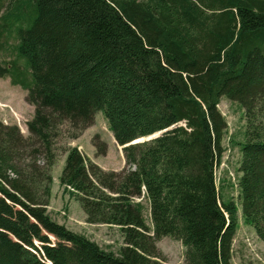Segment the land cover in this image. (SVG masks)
Segmentation results:
<instances>
[{
	"label": "trees",
	"instance_id": "trees-1",
	"mask_svg": "<svg viewBox=\"0 0 264 264\" xmlns=\"http://www.w3.org/2000/svg\"><path fill=\"white\" fill-rule=\"evenodd\" d=\"M14 22L27 27L0 79L33 113L26 137L0 121V264H154L162 237L181 242L186 264H231L237 207L215 180L223 97L243 109L238 200L264 244V0H8L0 52ZM98 112L125 166L103 170L69 148L59 183L85 222L120 230L118 255L46 210L58 127L82 132Z\"/></svg>",
	"mask_w": 264,
	"mask_h": 264
},
{
	"label": "rangeland",
	"instance_id": "rangeland-1",
	"mask_svg": "<svg viewBox=\"0 0 264 264\" xmlns=\"http://www.w3.org/2000/svg\"><path fill=\"white\" fill-rule=\"evenodd\" d=\"M7 3L8 0H0V5H2L0 15L6 12ZM26 27V22L11 24L10 30L4 33L1 40L3 48L0 52V59L8 61L15 58L13 51L16 45L17 31L19 28L25 29ZM19 64L23 65V62L20 60ZM25 95L26 92L18 86H12L9 79H0V121L4 125L16 126L24 137L28 135L26 122L31 119L33 113V107L25 102ZM218 110L226 121L227 128L221 141L224 152L215 169L216 186L222 200H231L237 207L238 228L232 241L231 264H264V244L256 237L254 230L244 223L238 200L237 179L239 175L237 168L245 133L243 109L239 103L223 97L220 99ZM95 136H98L107 145L104 155H98L96 152L93 143ZM113 141L107 122L100 112L96 113L93 124L82 132L71 129L65 122L58 127L57 138L54 139L52 147L55 160L49 171L52 183L46 210L56 223L74 233L83 235L104 251L118 255L123 245L120 230L117 227L88 224L87 222L85 223L88 225L105 226V228L90 229L83 225L84 227L80 229L78 218L84 213L76 199L70 195L69 191L64 193L59 183L66 151L73 147H76L87 160L103 170H121L125 166L122 147ZM68 190L71 189L68 188ZM68 205L70 207L69 214H67ZM143 207L145 222L151 229L148 205L144 201ZM155 247L157 257L153 259L154 264H186L185 249L180 241L171 237H162L156 241Z\"/></svg>",
	"mask_w": 264,
	"mask_h": 264
},
{
	"label": "crops",
	"instance_id": "crops-1",
	"mask_svg": "<svg viewBox=\"0 0 264 264\" xmlns=\"http://www.w3.org/2000/svg\"><path fill=\"white\" fill-rule=\"evenodd\" d=\"M113 142H114V141H113ZM114 143H115V142H114ZM64 208H66V207H64ZM68 209H69V211H68L67 214L70 213V207H69V205H68ZM70 217H72V215H70ZM84 219H85V216H84L83 214H81V217L78 218V220H79V228H80V229H82V228L84 227L83 225H85V227H86V226L90 227V229L105 228V226L88 225V224L85 223ZM69 225H72V224H69ZM73 231H75V230H73ZM85 231H89V230H85ZM75 232H76V231H75Z\"/></svg>",
	"mask_w": 264,
	"mask_h": 264
},
{
	"label": "water",
	"instance_id": "water-1",
	"mask_svg": "<svg viewBox=\"0 0 264 264\" xmlns=\"http://www.w3.org/2000/svg\"><path fill=\"white\" fill-rule=\"evenodd\" d=\"M159 134H160V132H159V133H157V134H155V135H152V136H150V137H148V138H144V139H141V140H139V141L132 142L131 144L140 143V142H143V141L150 140V139H152V138H155V137H157Z\"/></svg>",
	"mask_w": 264,
	"mask_h": 264
}]
</instances>
